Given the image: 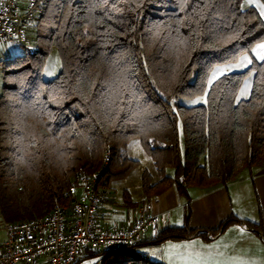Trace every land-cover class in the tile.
I'll list each match as a JSON object with an SVG mask.
<instances>
[{"label":"trees","instance_id":"1","mask_svg":"<svg viewBox=\"0 0 264 264\" xmlns=\"http://www.w3.org/2000/svg\"><path fill=\"white\" fill-rule=\"evenodd\" d=\"M264 3V0H261ZM242 0H37L30 29L36 52L4 59L0 93V214L28 220L67 207L78 173L98 172L100 184L126 176L137 164L121 149L139 140L158 174L143 171L141 190L156 197L170 186L208 188L264 165V60L222 74L206 102L178 97L205 92L210 71L264 40L258 10ZM55 48L58 74L42 77ZM194 72V80L190 76ZM252 72L250 94L236 99ZM179 130L183 137L180 149ZM168 169L172 174H168ZM123 203L134 207L128 191ZM166 226L135 245L90 251L99 264H158L141 249L199 235L207 239L240 221L217 227ZM264 235V226L249 223ZM85 255V256H87ZM76 264V263H74Z\"/></svg>","mask_w":264,"mask_h":264},{"label":"built area","instance_id":"2","mask_svg":"<svg viewBox=\"0 0 264 264\" xmlns=\"http://www.w3.org/2000/svg\"><path fill=\"white\" fill-rule=\"evenodd\" d=\"M36 1L27 0L21 6L17 0H0V49L14 41L24 48L25 54L36 52L30 33L41 13ZM108 160L107 153L94 174L79 171L78 184L67 191V207L57 205L28 220H2L0 264H74L90 251L135 245L144 240L149 228L162 218V214L151 209L149 200L136 204L128 224L98 226L99 208L114 194L112 187L99 182Z\"/></svg>","mask_w":264,"mask_h":264},{"label":"crops","instance_id":"3","mask_svg":"<svg viewBox=\"0 0 264 264\" xmlns=\"http://www.w3.org/2000/svg\"><path fill=\"white\" fill-rule=\"evenodd\" d=\"M17 1L23 6L27 0ZM2 57L0 51V60ZM246 169L237 179L226 184L208 188L189 187L188 197H183L175 186L156 197L151 209L162 214V218L152 227L150 236L147 237L146 233L145 239L166 226L183 225L187 213V220L193 228H215L231 216L240 219L215 236L208 233L207 239L192 235L164 241L159 247L170 243L172 250L170 258L163 257L164 254L160 256L159 264H264V235L249 225L260 222L264 226V165ZM145 199L151 202L152 198ZM140 201L143 200L136 202ZM134 208L110 197L99 208L98 226L106 228L128 224L135 214ZM2 220L0 214V223ZM3 238L4 232L0 229V242Z\"/></svg>","mask_w":264,"mask_h":264},{"label":"rangeland","instance_id":"4","mask_svg":"<svg viewBox=\"0 0 264 264\" xmlns=\"http://www.w3.org/2000/svg\"><path fill=\"white\" fill-rule=\"evenodd\" d=\"M249 6L255 7L262 20H264V3L261 0H242L241 7L247 8ZM264 44V40H260L256 42L250 51L244 52L241 54L236 60L229 61L225 63H221L216 65L209 73L208 78L206 80L205 92L203 94L188 98V97H178L176 102L179 104L191 106L196 104H203L206 102V89L210 85V83L219 77L222 74L231 73V72H239L246 69L250 63L249 60L252 61L257 60L260 61L259 58L261 55H264V49H261L259 45ZM0 51L3 53L2 60H0V93L2 91L3 86V79H2V62L4 59L14 57L16 55H22L25 53L24 48L20 46L18 43L14 41L8 42L5 46L1 47ZM61 68V62L59 55L55 48H52L49 52L44 67L42 71V77L45 80H50L54 78ZM194 72L190 76V81L194 80ZM252 83V72H250L241 82L239 86L237 97L236 99L247 98L250 94ZM179 142H180V149H183V137L182 133L179 130ZM121 153L125 156L130 158L136 159L138 164L124 177L117 178L111 181L110 186L112 187L114 194L111 196L116 202L123 201V191L127 190L129 197L133 201L138 200H146L145 195L141 190V175L143 171L149 172L152 177L153 181L158 179V174L156 172L155 165L153 163L152 158L147 154V152L142 148L138 139H132L125 147L121 149ZM247 169H243L242 172L246 171ZM168 174H172V170L168 169ZM189 188V187H188ZM187 188V195H182L183 197H188L189 190ZM191 189V188H190ZM157 197V196H156ZM156 197H152L151 202L152 206L155 204ZM1 224V223H0ZM189 224V222H188ZM189 226H191L189 224ZM153 233V228H149L147 231V237ZM169 241V240H166ZM146 251L148 256L153 261H158L160 263L161 259L160 256L169 257V254L172 250V247L169 244H165L158 248L155 247H148L145 249H141V252ZM92 254V253H91ZM88 254V255H91ZM85 256L83 259L78 261L76 264H99V257L97 254H93L95 256Z\"/></svg>","mask_w":264,"mask_h":264},{"label":"snow or ice","instance_id":"5","mask_svg":"<svg viewBox=\"0 0 264 264\" xmlns=\"http://www.w3.org/2000/svg\"><path fill=\"white\" fill-rule=\"evenodd\" d=\"M259 47H260L261 49H264V44L259 45ZM259 58H260L261 60H264V55H261ZM249 63H251L250 60H249Z\"/></svg>","mask_w":264,"mask_h":264}]
</instances>
